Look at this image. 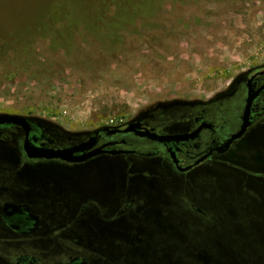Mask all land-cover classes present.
Segmentation results:
<instances>
[{"label":"rangeland","instance_id":"1","mask_svg":"<svg viewBox=\"0 0 264 264\" xmlns=\"http://www.w3.org/2000/svg\"><path fill=\"white\" fill-rule=\"evenodd\" d=\"M263 66L264 0H0V113L93 129L173 101L210 99ZM249 146L264 152V132L250 134L242 152ZM251 166L218 168L194 182L165 166L150 174L154 179L137 180L116 168L98 194L119 202L139 192L145 201L172 203L173 218L122 221L112 230L67 224L70 210L48 203L57 177L45 172L44 235L64 236L54 248L72 249V239L122 249L133 264H194L168 252L173 240L189 251L217 247L224 264H264V182ZM187 196L198 199L208 220L183 206Z\"/></svg>","mask_w":264,"mask_h":264},{"label":"flooded vegetation","instance_id":"2","mask_svg":"<svg viewBox=\"0 0 264 264\" xmlns=\"http://www.w3.org/2000/svg\"><path fill=\"white\" fill-rule=\"evenodd\" d=\"M246 112L249 124L236 136ZM0 114L24 118L0 121V264H50L55 258L51 264H133L122 249L120 254L111 247L97 250L72 239V249L51 246L65 240L61 234L44 235V225L50 221L44 212L45 172L57 177L53 179L57 185L50 188L54 196L47 202L70 210L67 224L87 221L111 230L122 221L145 224L173 218L167 212L172 203L145 201L139 192L119 202L98 194L102 188L98 184L108 183L116 168L126 178L137 180L154 179L150 174H158L165 166L194 182L218 168L239 172L240 164L250 160V174L264 182V166L255 163L264 158L263 150L249 146V153L242 152L250 134L264 132V66L239 75L210 99L173 101L93 129L71 130L39 115ZM61 150H70L68 158L54 156ZM184 201L192 214L209 219L197 198L187 196ZM51 236L61 239H48ZM178 244L182 245L173 240L168 249L176 259L179 255L194 264H224L217 247L205 245L189 251L184 243V248L177 249Z\"/></svg>","mask_w":264,"mask_h":264},{"label":"water","instance_id":"3","mask_svg":"<svg viewBox=\"0 0 264 264\" xmlns=\"http://www.w3.org/2000/svg\"><path fill=\"white\" fill-rule=\"evenodd\" d=\"M250 102H251V99H249V103H248V107L250 105ZM248 110V109H247ZM247 116H248V112H246V120H245V123L243 125V128L241 130L240 133H238L236 136H241L244 132V130L247 128L248 126V121H247ZM13 121V122H16V121H20V120H24V118L20 115H13V114H0V121ZM168 137H159L160 140H164L167 139ZM70 150H61V151H56L54 152V156H57V157H63V158H68L66 156V154L69 152ZM70 159V158H69Z\"/></svg>","mask_w":264,"mask_h":264},{"label":"built area","instance_id":"4","mask_svg":"<svg viewBox=\"0 0 264 264\" xmlns=\"http://www.w3.org/2000/svg\"><path fill=\"white\" fill-rule=\"evenodd\" d=\"M112 122H113V120H112Z\"/></svg>","mask_w":264,"mask_h":264}]
</instances>
